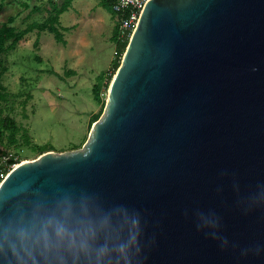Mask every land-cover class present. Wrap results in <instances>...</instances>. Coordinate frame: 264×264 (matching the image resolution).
I'll use <instances>...</instances> for the list:
<instances>
[{"label": "water", "instance_id": "1", "mask_svg": "<svg viewBox=\"0 0 264 264\" xmlns=\"http://www.w3.org/2000/svg\"><path fill=\"white\" fill-rule=\"evenodd\" d=\"M65 212L137 232L127 264H264V0L146 2L83 146L1 182L0 264H96L24 237Z\"/></svg>", "mask_w": 264, "mask_h": 264}, {"label": "rangeland", "instance_id": "2", "mask_svg": "<svg viewBox=\"0 0 264 264\" xmlns=\"http://www.w3.org/2000/svg\"><path fill=\"white\" fill-rule=\"evenodd\" d=\"M2 3L0 25L13 16L9 24L17 29L44 21L52 9L49 0ZM36 7L39 11H32ZM59 19L65 42H58L48 30H34L14 50L0 55L2 83L8 94L1 116L12 117L20 127L16 143L8 145L10 155L18 153L20 162L37 158L40 147L57 152L81 148L91 118L103 108L95 98L96 84L102 86L105 103L108 97L105 83L117 58L111 38L117 17L102 0H73ZM8 158H1L0 164Z\"/></svg>", "mask_w": 264, "mask_h": 264}, {"label": "clouds", "instance_id": "3", "mask_svg": "<svg viewBox=\"0 0 264 264\" xmlns=\"http://www.w3.org/2000/svg\"><path fill=\"white\" fill-rule=\"evenodd\" d=\"M131 223L135 227L139 222L132 220ZM112 232L113 224L108 215L94 218L85 212L83 216L77 217L65 212L62 218L55 215L40 218L33 224L31 235H23L34 246L42 249V254L67 253L74 260H79L81 255L89 259L94 257L96 264H103L106 258L115 254L127 264L138 233L130 229L127 240L114 241Z\"/></svg>", "mask_w": 264, "mask_h": 264}, {"label": "trees", "instance_id": "4", "mask_svg": "<svg viewBox=\"0 0 264 264\" xmlns=\"http://www.w3.org/2000/svg\"><path fill=\"white\" fill-rule=\"evenodd\" d=\"M4 0H0V10L3 7V2ZM104 5L107 6L110 11L115 15L113 11V5L115 0H102ZM51 3L52 9L49 11V15L47 18L42 21V22H33L27 25L25 28L17 29L15 25H10V23L14 22L15 17L11 16L9 17L8 22H3L0 25V55H2L5 52L14 50L20 40H22L28 33L38 30L39 33L48 30L50 33L54 34L55 39L58 42H65L63 38V33L59 29V18L62 13L67 11L70 6L72 5L73 0H63L62 4H59L56 2V0H49ZM25 4V3H24ZM27 7L29 6L28 4H25ZM32 11H39V8H32ZM116 16V15H115ZM65 30H68L66 28ZM112 39L114 43L117 42V25L114 31V34L112 36ZM36 43H38V38L36 39ZM127 43L122 44L119 46V55L116 58L114 62V72L113 74H110L108 82L105 83V89L109 87V83L113 78V75L115 74L117 68L119 67L121 63V57L123 53L125 52ZM1 65V62H0ZM4 67L0 70V159L9 157L8 161H6L9 165L15 164L20 162L21 158L18 153L10 155V152H8V145L14 144L17 141L16 135L17 132L20 130V127L16 124V121L10 117V116H1L2 113V103L3 101L6 100L7 98V92L6 88L2 83V75H3ZM94 93H95V98L99 101L102 102V110L95 114L91 118V124L90 128L93 124L94 121H96L102 114L103 109L105 107V101L103 100V90L101 84H96L94 87ZM8 131V132H7ZM87 139V138H86ZM85 139V141H86ZM84 141V142H85ZM83 142V143H84ZM83 145V144H82ZM80 147V146H78ZM77 148V147H74ZM53 148L50 149H44V147H40L39 149V154H42L43 152L47 150H52Z\"/></svg>", "mask_w": 264, "mask_h": 264}, {"label": "built area", "instance_id": "5", "mask_svg": "<svg viewBox=\"0 0 264 264\" xmlns=\"http://www.w3.org/2000/svg\"><path fill=\"white\" fill-rule=\"evenodd\" d=\"M148 0H115L113 11L117 17V42L115 43V55H119V46L128 41L138 22L140 13ZM122 58V57H121ZM16 165L7 162L0 164V184L7 173Z\"/></svg>", "mask_w": 264, "mask_h": 264}, {"label": "crops", "instance_id": "6", "mask_svg": "<svg viewBox=\"0 0 264 264\" xmlns=\"http://www.w3.org/2000/svg\"><path fill=\"white\" fill-rule=\"evenodd\" d=\"M71 6H72V5H71ZM71 6H70V7H71ZM59 20H60V19H59ZM115 28H116V27H115ZM114 31H115V29H114ZM113 34H114V32H113ZM113 34H112V36H113ZM111 38H112V37H111ZM112 40H113V39H112ZM114 44H115V43H114Z\"/></svg>", "mask_w": 264, "mask_h": 264}]
</instances>
